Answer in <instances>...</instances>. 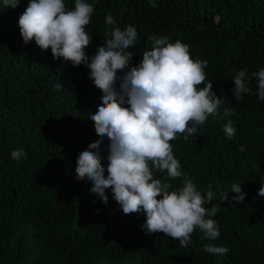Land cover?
Instances as JSON below:
<instances>
[{
  "label": "trees",
  "instance_id": "1",
  "mask_svg": "<svg viewBox=\"0 0 264 264\" xmlns=\"http://www.w3.org/2000/svg\"><path fill=\"white\" fill-rule=\"evenodd\" d=\"M120 1L128 83L110 3L0 0V264H264V102L229 91L264 0Z\"/></svg>",
  "mask_w": 264,
  "mask_h": 264
},
{
  "label": "clouds",
  "instance_id": "2",
  "mask_svg": "<svg viewBox=\"0 0 264 264\" xmlns=\"http://www.w3.org/2000/svg\"><path fill=\"white\" fill-rule=\"evenodd\" d=\"M111 5L105 7L106 9H114L116 12L114 13L119 18L115 20L113 17L108 16L107 23L113 27L122 26L124 29L131 31L134 30V38H130L129 36H123L121 42L119 43V48L122 51V54L118 60V62L112 67V69L121 74L123 77L120 79L123 82L128 83L133 80L136 75L141 76L143 72L149 70L153 67V63L151 62H142L144 58V53L153 47L152 38H150V46L145 49H140L141 44L143 42L142 39L139 38V30H150L148 21L143 23L140 19L139 14L136 12L133 17H126L122 15V4L120 0H104ZM129 5V1L125 0ZM52 15L57 20H62L65 23L69 21V14H67L63 10L52 11ZM219 19L220 13H218L215 17V26L213 28L214 31H219ZM119 23V24H118ZM178 47H183L187 51V59L193 66H197V62L199 58L196 52L192 49L190 51L186 39L178 38ZM240 52L243 58V63H240L235 67V70L231 72V83L232 88L229 91L235 93L237 98L241 99L246 94H251L256 99L263 100L264 102V81L263 78H259L254 70L249 69L247 63H249L251 59V55L249 52V46H246V50L240 48ZM246 66V68H244ZM263 67L259 68L260 71ZM249 71V72H248Z\"/></svg>",
  "mask_w": 264,
  "mask_h": 264
},
{
  "label": "rangeland",
  "instance_id": "3",
  "mask_svg": "<svg viewBox=\"0 0 264 264\" xmlns=\"http://www.w3.org/2000/svg\"><path fill=\"white\" fill-rule=\"evenodd\" d=\"M262 176L264 177V172H261Z\"/></svg>",
  "mask_w": 264,
  "mask_h": 264
}]
</instances>
